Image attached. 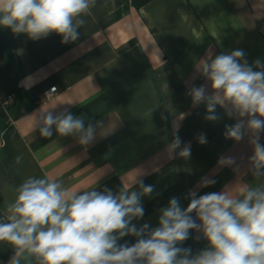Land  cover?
Segmentation results:
<instances>
[{
  "label": "crops",
  "instance_id": "1",
  "mask_svg": "<svg viewBox=\"0 0 264 264\" xmlns=\"http://www.w3.org/2000/svg\"><path fill=\"white\" fill-rule=\"evenodd\" d=\"M82 18L79 39L68 44L55 33L33 41L0 27V89L16 97L8 111L0 109V220L28 177L47 176L69 191H117L137 177L154 186L142 198L145 215L133 221L137 227L157 226L158 209L172 197L186 208L190 190L203 195L226 187L231 194L264 184L248 171V138L223 136L235 119L218 107L221 119L206 121L205 106L193 107L186 94L205 83L195 65L209 50L242 49L249 64L264 61V0H150L143 6L95 0ZM53 86L58 88L47 98ZM50 108L56 114L67 108L85 125L102 122L96 140L85 148L71 136L40 137L32 127L35 113ZM174 133L182 147L190 144L189 158L168 157ZM200 134L207 143L198 142ZM223 157L235 158V164L221 165ZM206 180L215 183L201 187ZM197 235L193 231L182 246L204 248L207 241ZM12 254V246L0 242V264Z\"/></svg>",
  "mask_w": 264,
  "mask_h": 264
},
{
  "label": "clouds",
  "instance_id": "2",
  "mask_svg": "<svg viewBox=\"0 0 264 264\" xmlns=\"http://www.w3.org/2000/svg\"><path fill=\"white\" fill-rule=\"evenodd\" d=\"M94 4L95 0H0V27L33 41L55 33L61 43H73L86 22L82 17ZM195 72L205 83L186 93L193 107L203 104L204 119L209 122L221 119L218 107L227 118H234L235 123L225 125L223 136L235 142L248 138L252 147L248 171L257 180L264 178V144L260 142L264 61L249 64L242 49L219 54L209 50L195 65ZM54 92L55 88L46 95ZM52 109L35 113L32 127L40 137L71 136L85 148L96 140L102 122L85 125L82 116H74L67 108L58 114ZM197 139L207 143L204 134ZM165 151L169 158L191 155L190 144L182 147L176 133ZM219 163L232 166L235 158L223 157ZM213 183L206 180L201 187ZM153 191V185L137 177L131 187L117 191L107 187L69 191L47 176L28 177L16 188L6 219L0 220V242L13 249L7 264H264V184L244 185L231 194L226 187L203 195L190 190L186 208L180 198L172 197L158 209L157 226L137 227L133 221L145 215L142 198ZM193 231L198 233L196 240L207 241L196 252L182 246ZM126 236L135 242L121 243Z\"/></svg>",
  "mask_w": 264,
  "mask_h": 264
},
{
  "label": "built area",
  "instance_id": "3",
  "mask_svg": "<svg viewBox=\"0 0 264 264\" xmlns=\"http://www.w3.org/2000/svg\"><path fill=\"white\" fill-rule=\"evenodd\" d=\"M53 88H55L56 90H57V86H53V87H51L47 92H46V94H48V93H50L51 92V90L53 89ZM54 94H55V92L54 93H52L51 95H49V96H47L46 95V97L47 98H51V97H53L54 96ZM15 95L14 94H4L2 91H1V89H0V109L1 110H4V111H8L9 110V108H10V106H12L14 103H15Z\"/></svg>",
  "mask_w": 264,
  "mask_h": 264
},
{
  "label": "trees",
  "instance_id": "4",
  "mask_svg": "<svg viewBox=\"0 0 264 264\" xmlns=\"http://www.w3.org/2000/svg\"><path fill=\"white\" fill-rule=\"evenodd\" d=\"M135 2V4L137 6H143L144 4H146L147 2H149L150 0H133ZM189 203V202H188ZM188 205V204H187ZM184 247H189L188 243L186 242V244L184 245Z\"/></svg>",
  "mask_w": 264,
  "mask_h": 264
}]
</instances>
